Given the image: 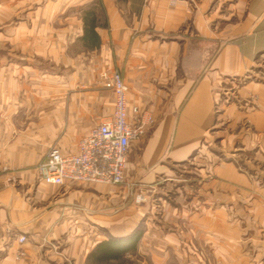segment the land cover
Listing matches in <instances>:
<instances>
[{"label": "crops", "instance_id": "crops-1", "mask_svg": "<svg viewBox=\"0 0 264 264\" xmlns=\"http://www.w3.org/2000/svg\"><path fill=\"white\" fill-rule=\"evenodd\" d=\"M113 70L129 119L153 121L124 177L173 191L151 232L180 257L151 264H264V0H0V264H96L138 229L111 233L103 186L37 174L111 115Z\"/></svg>", "mask_w": 264, "mask_h": 264}, {"label": "built area", "instance_id": "built-area-1", "mask_svg": "<svg viewBox=\"0 0 264 264\" xmlns=\"http://www.w3.org/2000/svg\"><path fill=\"white\" fill-rule=\"evenodd\" d=\"M171 6L181 0H168ZM104 88L114 99L111 115L83 136L76 152L64 155L57 147L48 149L37 166L39 179L45 184L63 187L67 182L118 185L124 179L128 155L133 143L139 142L151 118L131 121L128 116V88L117 70L103 74ZM136 200L143 198L137 195ZM24 238L18 239L23 243Z\"/></svg>", "mask_w": 264, "mask_h": 264}, {"label": "rangeland", "instance_id": "rangeland-1", "mask_svg": "<svg viewBox=\"0 0 264 264\" xmlns=\"http://www.w3.org/2000/svg\"><path fill=\"white\" fill-rule=\"evenodd\" d=\"M40 67L42 68V66ZM44 68L47 72L52 71L48 64H45ZM64 73L65 71H63V74ZM105 73L108 72H102L99 75L101 89L104 93L105 91L109 92L104 88L103 74ZM66 82H68V80H66ZM103 102L111 103L109 93L103 96ZM131 182L132 178L125 176L122 183L118 185L98 184L103 186L102 188L106 189L110 197L111 233L117 229H121V226H125L126 229H130L135 223H137V226H139V239L136 243L135 250L126 253L121 261H113L109 264H151L152 260L176 259L180 257V253L177 254V257L173 253H167L166 251L161 250L160 248L165 247L162 245V240L164 239H159L153 236V233L151 232L155 226H157L159 230L161 229L160 231H162L163 234L166 232V222L162 218L165 214L166 203H170L173 199V191L172 193H169L168 191H171V188L167 189L166 186H162L164 188L161 191L156 189V196L154 200H152V193L148 192L145 194V199H143L141 202H138L136 200L137 188L132 185ZM140 205H144V209H146V214L142 218L143 221H137L142 213V210L139 208ZM147 206H149L150 209L147 210ZM151 209H153L152 212ZM109 238L113 237L110 235ZM153 242L156 243L153 244Z\"/></svg>", "mask_w": 264, "mask_h": 264}, {"label": "trees", "instance_id": "trees-1", "mask_svg": "<svg viewBox=\"0 0 264 264\" xmlns=\"http://www.w3.org/2000/svg\"><path fill=\"white\" fill-rule=\"evenodd\" d=\"M139 230L136 229L128 236L121 238H109L95 246L92 256L96 264H106L113 261H121L126 253L135 250L139 239Z\"/></svg>", "mask_w": 264, "mask_h": 264}]
</instances>
